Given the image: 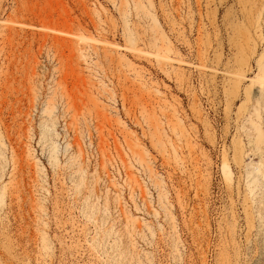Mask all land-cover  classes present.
<instances>
[{
    "label": "rangeland",
    "instance_id": "obj_1",
    "mask_svg": "<svg viewBox=\"0 0 264 264\" xmlns=\"http://www.w3.org/2000/svg\"><path fill=\"white\" fill-rule=\"evenodd\" d=\"M0 264H264V0H0Z\"/></svg>",
    "mask_w": 264,
    "mask_h": 264
}]
</instances>
